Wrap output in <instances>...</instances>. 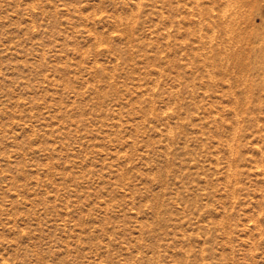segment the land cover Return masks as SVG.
<instances>
[{"label":"rangeland","instance_id":"1","mask_svg":"<svg viewBox=\"0 0 264 264\" xmlns=\"http://www.w3.org/2000/svg\"><path fill=\"white\" fill-rule=\"evenodd\" d=\"M0 264H264V0H0Z\"/></svg>","mask_w":264,"mask_h":264},{"label":"bare ground","instance_id":"2","mask_svg":"<svg viewBox=\"0 0 264 264\" xmlns=\"http://www.w3.org/2000/svg\"><path fill=\"white\" fill-rule=\"evenodd\" d=\"M225 30V29H224ZM228 46V45H227ZM230 46V45H229ZM226 47V46H225ZM229 49V48H228ZM231 53V52H230ZM227 54V53H226ZM233 59V58H232ZM240 59V58H239ZM240 62V61H239ZM223 65V64H222ZM226 65V64H225ZM224 68V67H223Z\"/></svg>","mask_w":264,"mask_h":264}]
</instances>
